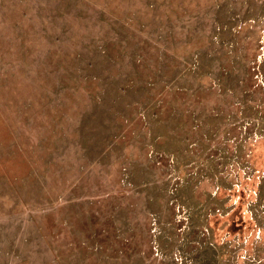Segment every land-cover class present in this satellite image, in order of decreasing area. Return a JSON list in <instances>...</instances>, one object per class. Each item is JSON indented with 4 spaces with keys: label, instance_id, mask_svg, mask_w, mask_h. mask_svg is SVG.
<instances>
[{
    "label": "rangeland",
    "instance_id": "obj_1",
    "mask_svg": "<svg viewBox=\"0 0 264 264\" xmlns=\"http://www.w3.org/2000/svg\"><path fill=\"white\" fill-rule=\"evenodd\" d=\"M0 264H264V0H0Z\"/></svg>",
    "mask_w": 264,
    "mask_h": 264
}]
</instances>
